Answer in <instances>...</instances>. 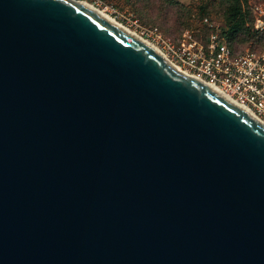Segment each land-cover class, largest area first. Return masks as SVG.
I'll use <instances>...</instances> for the list:
<instances>
[{"label": "water", "instance_id": "water-1", "mask_svg": "<svg viewBox=\"0 0 264 264\" xmlns=\"http://www.w3.org/2000/svg\"><path fill=\"white\" fill-rule=\"evenodd\" d=\"M0 264H264V122L79 0H0Z\"/></svg>", "mask_w": 264, "mask_h": 264}, {"label": "built area", "instance_id": "built-area-1", "mask_svg": "<svg viewBox=\"0 0 264 264\" xmlns=\"http://www.w3.org/2000/svg\"><path fill=\"white\" fill-rule=\"evenodd\" d=\"M245 8L252 15V27L264 32V0H247ZM207 26L206 39L195 38L183 30L177 43L165 38L156 27L141 31L186 74L195 76L223 93L256 118L264 122V47H249L233 52L221 35V24L208 17L202 18Z\"/></svg>", "mask_w": 264, "mask_h": 264}, {"label": "rangeland", "instance_id": "rangeland-1", "mask_svg": "<svg viewBox=\"0 0 264 264\" xmlns=\"http://www.w3.org/2000/svg\"><path fill=\"white\" fill-rule=\"evenodd\" d=\"M79 2L93 5L158 50H160L158 45L149 36L140 35L143 29L156 26L163 35L173 39H177L183 29H188L195 38L204 40L207 34L202 23L204 16L223 23L222 0H79ZM251 44L250 41L243 42L236 47V51H242Z\"/></svg>", "mask_w": 264, "mask_h": 264}, {"label": "trees", "instance_id": "trees-1", "mask_svg": "<svg viewBox=\"0 0 264 264\" xmlns=\"http://www.w3.org/2000/svg\"><path fill=\"white\" fill-rule=\"evenodd\" d=\"M222 1H223V8L221 12V16H222L221 19L223 23L220 22L221 24L220 33L224 37V40L227 43V45L231 48L233 52L237 53L240 52V51H236L237 46H239L243 42L250 41V43L252 44L249 46V48L253 50H261L264 47V32H258L253 29L252 15L245 8V3L247 2V0H222ZM209 3L212 4L211 2ZM205 27L208 34V28L206 25ZM183 30L180 32L179 37L177 39H173L163 35L162 32L158 29V31L165 38H169L175 43L179 41ZM206 36L204 40L206 39Z\"/></svg>", "mask_w": 264, "mask_h": 264}, {"label": "bare ground", "instance_id": "bare-ground-1", "mask_svg": "<svg viewBox=\"0 0 264 264\" xmlns=\"http://www.w3.org/2000/svg\"><path fill=\"white\" fill-rule=\"evenodd\" d=\"M80 4H82L85 7H88L92 10H94L96 13H98L100 16H102L103 18H105L107 21H109L110 23L116 25L117 27H119L120 29L124 30L125 32H127L129 35L133 36L134 38L138 39L139 41H141L142 43L146 44L147 46L151 47L153 50H155L161 57H163L165 60H167L172 66H174L177 70L179 71H183L178 65H176L175 63H173L165 54L162 53V51L158 50L157 48H155L153 45H151L150 43L145 42L143 39H141L140 37H138L136 34L131 33L129 30H127L125 27H123L122 25H120L116 20L110 18L109 16L105 15L104 13L100 12L97 8H95L93 5L88 4L86 2H79ZM213 88V87H212ZM215 89V88H214Z\"/></svg>", "mask_w": 264, "mask_h": 264}]
</instances>
